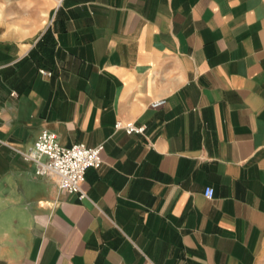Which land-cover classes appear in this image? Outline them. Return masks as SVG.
<instances>
[{
	"label": "crops",
	"instance_id": "1",
	"mask_svg": "<svg viewBox=\"0 0 264 264\" xmlns=\"http://www.w3.org/2000/svg\"><path fill=\"white\" fill-rule=\"evenodd\" d=\"M0 264H264V0H0Z\"/></svg>",
	"mask_w": 264,
	"mask_h": 264
},
{
	"label": "built area",
	"instance_id": "2",
	"mask_svg": "<svg viewBox=\"0 0 264 264\" xmlns=\"http://www.w3.org/2000/svg\"><path fill=\"white\" fill-rule=\"evenodd\" d=\"M43 73L50 74L42 69ZM166 102L165 98L154 99L151 104L155 107ZM117 128H124L129 133H144L146 126L138 125L134 121L123 123L118 120ZM104 143L88 146L86 143L77 142L70 146L62 145L55 131L43 129L35 143L28 149L17 150L24 159L36 164L38 176L53 177L59 187L65 191L78 193L81 199L88 198L89 194L83 186L85 174L90 167H100L103 163L102 150ZM215 189L209 185L204 190V195L213 198Z\"/></svg>",
	"mask_w": 264,
	"mask_h": 264
}]
</instances>
